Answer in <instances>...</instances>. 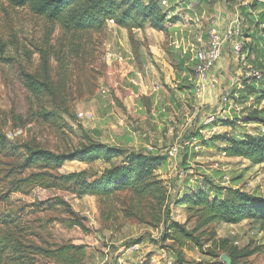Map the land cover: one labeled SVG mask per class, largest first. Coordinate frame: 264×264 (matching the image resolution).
Listing matches in <instances>:
<instances>
[{"label":"rangeland","instance_id":"rangeland-1","mask_svg":"<svg viewBox=\"0 0 264 264\" xmlns=\"http://www.w3.org/2000/svg\"><path fill=\"white\" fill-rule=\"evenodd\" d=\"M162 1L166 8L173 3L178 5L177 1L182 2ZM211 1L215 3L219 0ZM179 12L183 13V10ZM186 19H189L187 15ZM52 29L51 22L34 14L29 7H15L7 0H0V264H56L37 255L32 245L56 248L66 242L86 245L84 264H129L131 260L126 254V247L132 242H139L143 247L142 253L134 256L138 264H165L161 259L162 250L166 251L168 257L176 259L175 251L170 247L165 248L171 242L157 239L156 227L134 216H126L121 211L122 200L111 210L105 207L103 215L104 208L96 196H79L56 186L43 185L34 178V174L43 168L20 167L29 155L30 148L71 153L91 140H97L134 149L136 147L130 143L133 137L127 136L132 134L129 129L148 127L145 125L147 119L143 125L137 116L141 110L134 111L139 107L138 104L133 106L129 98L131 89L138 87L131 82V71L127 66L123 68L118 60L107 57L108 52H123L109 26L101 36H96V45L84 61L82 58L72 59L67 80L60 76L59 64L54 58L62 32L58 25L51 33ZM148 30L149 33L153 31V34H148ZM177 35L153 28L136 29L135 41L131 44L137 52L133 61L137 64V70L143 74L148 88L161 85L175 95L178 88L186 94V103L192 112L199 98L194 94L195 85L184 80L186 75L195 77L194 50L191 43L183 41L181 37L178 40ZM204 38L209 40L208 33L204 34ZM179 42L183 43L185 49L182 53L158 50L171 47L179 49L176 46ZM44 47L50 51L53 79L67 82L66 90L55 100L57 104L49 96L36 99L25 85L24 73L34 74L40 70V50ZM239 68L245 72L242 64ZM234 72L230 73V77ZM178 79L182 81L175 86ZM242 89L239 82L232 88L231 99L226 105H221V108L209 106L211 110L204 108L203 113H198L190 122V126L186 125L184 118L181 126L178 116L174 115V109L181 111L184 105L176 96L171 97V101H176H172V106L164 103L161 98L159 107L167 109L163 114L172 112L173 118L167 119V122L175 126L178 123L169 139L174 143L179 142L196 132L201 145L198 151L186 147L179 156V165L189 171L188 179L184 180L185 183L182 180L180 187L184 192L198 189L212 180L216 182L210 187L212 195L220 192L222 186H233L264 197V164L254 165L241 157H226L222 152L226 143L212 140V137L224 134L243 140L248 134L264 133L263 124L247 122L248 115L256 109L264 116L263 90L257 93L251 90L248 95L246 92L241 93ZM155 94L160 97L164 92L159 89ZM144 100L148 112L158 113L159 109L154 108L151 100ZM81 111L93 112L94 119L80 118L78 114ZM211 113L216 114V121L205 123ZM148 144L156 146L153 140ZM169 146L171 144L165 146L164 150ZM145 148L149 149L147 146ZM120 161L121 157L115 159V163ZM107 166L102 160L87 163L77 158L65 162L59 174L88 168L91 172H101ZM21 169H24V174H21ZM166 169L164 177L171 182L175 181V171ZM52 172L56 174V171ZM23 180L30 181L23 182L19 190L15 189L13 183ZM51 181L56 185L57 180ZM176 191L172 190L171 197L176 195ZM58 198L68 202L75 214H70L62 206L50 207L47 201L54 203ZM170 212L174 219L187 221L184 206L172 202ZM74 221H80L83 226L73 224ZM211 232L215 235L216 243L210 242L203 248L192 244L191 249H185L184 264H228L222 258L228 253H223L217 247L219 241L224 239L229 240V246L260 248L254 254L242 257L237 264H264V230L256 222L244 220L238 224L215 223L210 226L206 238ZM209 251H213L214 255H210ZM140 259L145 262H140Z\"/></svg>","mask_w":264,"mask_h":264},{"label":"trees","instance_id":"trees-1","mask_svg":"<svg viewBox=\"0 0 264 264\" xmlns=\"http://www.w3.org/2000/svg\"><path fill=\"white\" fill-rule=\"evenodd\" d=\"M15 7H29L30 10L46 18L52 23L53 29L58 25L61 29L58 51L54 58L59 64L60 76L67 80L73 58H82L84 61L95 47L97 37L101 36L107 28L108 22L113 21L124 27L129 32V38L133 44L135 30L154 28L168 33L169 24L179 21V17L170 15L162 0H7ZM261 8L259 12H256ZM255 11V13H254ZM243 34L249 36L253 27H258L264 22V5L254 1L250 5H242ZM49 41L46 42L48 46ZM134 47V46H133ZM135 48V47H134ZM247 51V57L253 65L262 70L261 79L243 78L242 91L249 95V91L264 92V62L259 61L258 53L246 43L243 51ZM42 62L37 73H24L25 85L36 99L49 96L55 101L67 88L66 80L55 81L51 75L50 51L46 47L40 50ZM252 55H254L253 58ZM247 122L264 125V116L258 109L250 113ZM187 138H198L196 132ZM226 143L222 149L226 157H241L249 160L252 164H264V133L248 134L243 140L230 137L227 134L212 137ZM190 148V147H189ZM121 157L120 163L115 159ZM79 158L87 163L102 160L107 165L101 172H91V169L59 174L60 169L67 161ZM43 168L34 178L46 186H56L79 196L94 195L102 205L105 215V207L114 208L119 200H122L121 211L126 216H134L148 224L158 228L163 227L161 241L171 243L165 248H171L176 254V264H184L185 249H191V245L203 248L205 245L215 244L213 232L208 230L215 223L238 224L244 220L256 222L264 230V197L250 193L236 187H220L217 194L212 195L213 182L210 180L198 189L184 192L180 189L184 180L179 177L175 181L163 177L159 172L164 166L167 168V156L155 153L148 149H128L109 143L91 140L87 145L71 152L57 153L42 148H30L25 162L20 165L26 167ZM186 169V168H185ZM52 171H56V174ZM24 174V169H21ZM51 178V179H50ZM52 179L57 180L56 185ZM23 180L13 183L14 188H22ZM177 190L176 195L171 197L172 190ZM223 189L224 192H223ZM126 194L121 196V194ZM50 207L62 206L70 214H75L68 202L57 199L54 203L47 201ZM184 206L187 211V221L180 222L173 218L170 212L171 203ZM113 213V211H111ZM114 214V213H113ZM111 217V213L109 218ZM73 224L83 226L80 221ZM191 224V226H190ZM37 255H41L54 261L56 264H84L87 256V247L84 244L66 242L60 246L47 247L32 245ZM217 247L228 253L237 264L242 257L250 256L260 250L249 247L239 248L229 246V240L219 241ZM214 255L213 251H209ZM175 258V257H174Z\"/></svg>","mask_w":264,"mask_h":264},{"label":"crops","instance_id":"crops-1","mask_svg":"<svg viewBox=\"0 0 264 264\" xmlns=\"http://www.w3.org/2000/svg\"><path fill=\"white\" fill-rule=\"evenodd\" d=\"M177 2H179L178 5L173 3L170 7H168V9L170 10V15L179 17V21L168 25L169 32L178 34V40L181 37L183 41H188L189 43H191L193 47L192 50L194 51L196 48L202 45L207 46L210 43V29L212 27H216L222 34H224L226 28L233 22L238 14H241V17L243 19L241 13L243 0H239L236 2L229 0H219L215 3L211 0H189V2H187L186 0H182V2ZM209 2H212V4H209ZM262 5H264V3H262ZM179 10H183V13L179 12ZM260 10L261 8L256 10V12H259ZM186 15L189 17V19H186ZM171 25L174 26L171 27ZM108 26L109 30L116 35L117 43L120 44L119 49L123 50V52H119L121 53V55H123V58L122 60L118 61L122 64L123 68H125L126 66L128 67V69L131 71L130 76L133 77L131 78V82L136 84V86L138 85V87L134 86L131 89L129 96V98H131L132 105L135 106L136 104H138L139 106L137 109L135 108L134 111L141 110V112L137 114L140 120H142L141 124L144 125V120L147 119V121H145V125H148L147 129H129L132 134L129 133L127 136L133 137L130 140V143L131 145H134L136 149H147L145 148L147 146L149 148L148 150L150 151L164 154L165 146L174 143L169 138L171 137V134H174V128L178 126V123H176L175 126L171 125L170 122H167V119L170 120L171 118H173V116L172 112L170 111V114H163V112H166L167 109L166 107H163L162 109L159 107L161 98H163L164 103L172 106V101H176L174 99H172L171 101V97L176 96L180 100V102L184 104V108L182 107V109H180L181 111H177L173 108L174 115L178 116L181 126L183 125L184 121H186V125L190 126V122H192L193 119L196 118L198 113H200L201 111L203 113L204 108H208L209 106L211 108L214 106L218 107L220 105V95L222 90L226 87L233 86L236 78L243 74V69H238V66L242 64L244 69H246L247 65L251 63V60L246 55L247 51L241 52L240 54L235 53L232 49L231 42L228 41L223 47L221 58L210 72L207 88L202 92L201 95H198L197 92L194 93L195 95H198L199 102L194 105L192 112H190L191 110L186 103V94L184 92H180L178 88L176 90L178 92L176 95L175 93L170 94L168 89H165L161 85H158L153 89L148 88V85L144 82L143 74L137 70V64L133 61L137 52L133 45H131L132 43L130 42L128 30L117 25L113 21H109ZM153 30L155 29L153 28ZM205 33H208L209 35V42L204 38ZM148 34H153V31H150L149 33L148 30ZM191 39L193 42L190 41ZM244 39L246 40V43L251 44V46L254 47V49L257 51L259 61L264 62V22L261 23L258 27H253L249 32V36L246 34V36H244ZM176 46H178L179 49L171 47L165 49L158 48V50L159 52H165L166 50H169L177 53H182V51H185V49H183V43L179 42V44H177ZM193 60L195 61L194 57ZM161 63L165 62L161 61ZM234 70L235 72L233 76H231V78L230 73ZM235 75L237 76L235 77ZM186 76L187 77L184 82L187 83L188 81V84H194L196 89L195 77L189 75ZM181 81L182 80L178 79L175 86L178 85V83H181ZM166 82L168 83V81ZM236 84L237 83H235V85ZM159 89L163 90L164 95L157 97L156 95L158 93H155ZM144 98L151 100L154 108L159 109L158 113H156V111H153L151 113L147 111L148 109L144 104ZM134 99L137 100V103L134 102ZM126 100L128 101V98ZM128 106L130 107L131 105ZM169 106L167 107L168 109H170ZM208 109L211 110L210 108ZM184 116H187V118H185ZM166 126H168L169 128L166 129ZM136 134H139V136H136ZM127 136L126 138L130 139ZM151 140L155 141V147H152L148 144V142H150ZM159 172L164 177V174L167 173L166 167L164 166L163 168H161ZM128 259L131 260V262L137 263V261L134 260V258L131 256H128Z\"/></svg>","mask_w":264,"mask_h":264},{"label":"built area","instance_id":"built-area-1","mask_svg":"<svg viewBox=\"0 0 264 264\" xmlns=\"http://www.w3.org/2000/svg\"><path fill=\"white\" fill-rule=\"evenodd\" d=\"M254 1L258 3H264V0H243V5H250ZM255 13V11H254ZM231 42L232 49L235 53L240 54L243 51V48L246 44V40L244 39L243 34V19L241 14H238L233 22L226 28L225 33L222 34L216 27H212L210 29V43L206 45H202L195 49L194 51V59H195V79H196V92L198 95H201L202 92L208 86V79L211 70L215 67L216 63L222 56L223 47L227 42ZM107 57L109 59L114 60H122L123 55L121 53L116 52H108ZM252 55L251 58H253ZM263 76L262 70L256 68L253 63H249L245 69V72L236 78L233 86L226 87L222 90L220 95V105H226L230 99L232 94V88L235 86V83H242L243 78L247 79H261ZM197 113V112H196ZM79 117L92 120L94 119V113L91 111H81L79 112ZM216 121V114L211 113L205 120V123H212ZM190 147L195 151H198L201 148L200 141L198 138H186L182 141L175 142L169 146L164 154L167 156V168L170 171H175V176L180 179H184L187 177L189 171L181 168L179 165V156L184 148ZM156 233L158 234L157 239L161 238L163 233V227H158L156 229ZM142 245L139 242H132L126 247V254L133 257L142 253ZM163 249V248H162ZM161 259L165 261V264H175V258L171 256L168 257L166 251L162 250ZM134 260H136L134 258ZM140 262H145L144 259H140ZM128 264V263H126ZM129 264H138L136 262H130Z\"/></svg>","mask_w":264,"mask_h":264},{"label":"water","instance_id":"water-1","mask_svg":"<svg viewBox=\"0 0 264 264\" xmlns=\"http://www.w3.org/2000/svg\"><path fill=\"white\" fill-rule=\"evenodd\" d=\"M222 258H223V260H224L225 262H227L228 264H231V263H232V259L230 258L229 255L224 254V255L222 256Z\"/></svg>","mask_w":264,"mask_h":264}]
</instances>
